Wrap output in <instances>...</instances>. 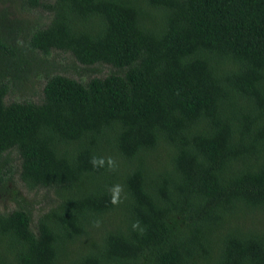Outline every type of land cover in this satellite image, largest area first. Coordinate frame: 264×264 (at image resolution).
Masks as SVG:
<instances>
[{"label": "trees", "instance_id": "16d2710c", "mask_svg": "<svg viewBox=\"0 0 264 264\" xmlns=\"http://www.w3.org/2000/svg\"><path fill=\"white\" fill-rule=\"evenodd\" d=\"M6 2L0 190L16 155L58 202L0 212V264H264V0ZM55 52L116 71L15 98Z\"/></svg>", "mask_w": 264, "mask_h": 264}, {"label": "rangeland", "instance_id": "374dc122", "mask_svg": "<svg viewBox=\"0 0 264 264\" xmlns=\"http://www.w3.org/2000/svg\"><path fill=\"white\" fill-rule=\"evenodd\" d=\"M7 6H10L8 2L0 3V8ZM13 9L23 19H35L37 16L35 12H27L19 6H13ZM47 71L65 74L85 83L94 77H105L111 72H115L116 69L109 65L88 67L77 62L70 54L55 52L53 56L45 58L42 64L31 67L27 71L28 77L26 79L16 82V89H14L16 96L14 97L24 94L26 98L32 101H40L43 96ZM14 158L16 167L14 185L11 184L8 190H0V212L7 213L24 207L30 211L33 220L36 221L41 213L48 211L52 205L58 202V198L52 191L44 189L27 190L20 180L21 160L16 155ZM15 193H18L19 196H15Z\"/></svg>", "mask_w": 264, "mask_h": 264}]
</instances>
